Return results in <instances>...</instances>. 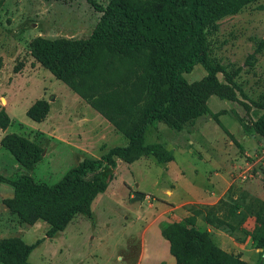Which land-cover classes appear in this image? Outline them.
<instances>
[{
  "label": "trees",
  "instance_id": "trees-1",
  "mask_svg": "<svg viewBox=\"0 0 264 264\" xmlns=\"http://www.w3.org/2000/svg\"><path fill=\"white\" fill-rule=\"evenodd\" d=\"M85 1L101 14L89 38L37 37L30 44V55L107 120L127 144L108 149L99 159H85L53 185L37 183L25 174L14 178L0 175V184L13 191L11 198L3 200L4 206L22 225L45 221L49 225L46 238L62 231L76 215L92 217V203L105 191L117 160L128 164L142 156L161 164L173 160L172 152L161 144H145L149 126L162 122L179 131L203 115L220 126L218 117L226 111L212 113L207 105L211 96L229 102H237L239 96L249 99L226 66L211 59L208 34L217 30L221 19L258 0H109L105 7L96 0ZM196 66L203 68L205 76L188 84L185 76ZM240 104L255 118L248 124L233 111L236 121L245 133L264 140V101ZM48 112L49 103L39 99L26 116L40 123ZM10 124L1 107L0 129L4 131ZM0 144L23 168L42 159V149L23 136L7 134ZM231 188L216 205L189 206V216L162 226L176 264H249L222 250L208 231L197 226L198 217L239 243L245 238H237L236 233L247 236L243 226L254 218L256 227L250 236L260 250L257 264H264V203L247 194L257 204L251 208L229 196ZM41 241L28 245L20 237L1 238L0 264H29V254Z\"/></svg>",
  "mask_w": 264,
  "mask_h": 264
},
{
  "label": "crops",
  "instance_id": "crops-1",
  "mask_svg": "<svg viewBox=\"0 0 264 264\" xmlns=\"http://www.w3.org/2000/svg\"><path fill=\"white\" fill-rule=\"evenodd\" d=\"M212 97L215 96H211L209 100ZM57 101L58 96L47 100L48 115L39 123L40 128L31 131L27 138L42 149V159L34 166L25 168V171L30 170L27 175L35 182L45 185L53 184L36 180L37 175L31 174H34L42 161H46L48 166L51 165L50 175L60 172L61 179L85 159H99L108 149L127 144L125 137L74 92L65 93L60 104H56ZM3 108L9 116L7 106ZM230 109L236 110L242 118L235 106ZM226 115L224 113L220 116ZM236 123L238 127L235 131H227L229 135L208 115L198 117L179 131L162 122L149 126L145 132V144H161L172 152L173 160L162 164V173L166 177V185L162 189L164 196H149L147 212L134 214L115 210L125 198L118 196L119 192L124 188L130 190L131 184L136 181L133 168H140L142 165L150 167L154 165L153 162L156 163L153 157L142 156L130 164L117 160L105 191L92 203L91 218L74 216L52 238L45 237L49 225L41 220L31 226L22 225L18 220H14L13 226L10 221L4 230L9 228L28 238L29 235H34L36 229H43L44 235L39 239L42 241L28 256L29 264H32L33 253L37 255V260H43V264H52V260L45 262L46 258L55 259L54 264H88V260L96 257H109L110 260L115 258L123 264H176L170 254L169 243L162 236V226L179 222L189 216V206L216 205L233 186L232 172L245 171L250 162L247 158L254 155L261 145V137L245 133L240 124L237 121ZM6 130L1 131L3 133ZM4 136L0 138V142ZM147 136L152 138L151 143L146 141ZM18 165L17 163V169ZM0 189V192L5 191V188ZM244 190L264 202V188L257 180L249 181ZM11 197L6 192L0 195V213L7 211L14 216L3 204L4 199ZM132 197L133 193L128 199ZM113 216H119L118 225L112 223ZM253 223L254 218H249L243 229L250 232ZM197 226L208 231L222 250L232 253L231 249L234 248V254L237 255L243 249V243L235 242L223 231L207 225L200 217L197 219ZM40 249L42 251L39 252ZM241 259L247 262L244 256ZM110 260L107 259L106 262L109 263Z\"/></svg>",
  "mask_w": 264,
  "mask_h": 264
},
{
  "label": "rangeland",
  "instance_id": "rangeland-1",
  "mask_svg": "<svg viewBox=\"0 0 264 264\" xmlns=\"http://www.w3.org/2000/svg\"><path fill=\"white\" fill-rule=\"evenodd\" d=\"M96 2L105 7L109 0H96ZM100 16L101 14L95 12L85 0H2L0 6V108L7 106L11 124L5 132L2 133L0 130V138L6 134H17L28 138L31 131L40 128L39 123L33 122L26 116L30 105L39 99L51 100L54 96H58L56 104H60L61 97L65 93H71L66 85L56 80L48 70L31 57L30 44L33 39L37 37L47 40L87 39L95 29ZM261 42H264V0H258L239 13L221 19L217 30L208 34L211 59L226 66L227 71L233 74L234 82L249 98L245 100L239 96L237 102L222 101L216 97L209 100L208 107L212 113L226 111V116L219 117L220 126L225 131H235L238 127L232 113L237 112L230 109L232 106H235L245 122L250 124L255 118L253 112H246L240 102L250 104V100L264 101V44L260 48ZM204 76L203 68L196 66L185 78L188 84H192L200 81ZM218 79L222 81V76L218 75ZM40 93L41 96H39ZM146 141L151 143L150 141L153 140L147 136ZM261 143H264V140ZM15 161L14 157L0 146V174L14 177L20 174L27 175V172H30L19 165L17 169ZM153 164L150 167L142 165L140 168H133L137 177L136 181L131 184L130 190L124 188L119 192L118 196H125V198L123 202H120V207H116L115 210L121 213L125 210L134 214L147 212V199L136 203H131V198L128 199L134 191L147 196H164L162 189L166 185V177L162 173L163 166L157 161ZM50 166L46 161H42L34 174H31L37 175L34 176L36 180L55 184L60 180L61 174L57 172L50 175ZM254 173L258 175L256 174L253 179L234 182L229 192V196L243 203L246 202L251 208H255L257 204L255 200L248 198L244 186L249 181L257 180L264 188V169L255 168ZM0 188H5L0 195L6 192L12 196L13 191L10 186L0 184ZM14 220L17 219L7 211L0 213V239L20 237L27 244H32L43 237V229H36L34 235H29L28 238L16 234L9 228L4 230L10 221L14 226ZM118 221L119 216H113L112 223L118 225ZM255 225L254 222L252 229ZM252 229L247 236L236 233L237 238H245L243 249L237 255L244 256L249 264H257L260 260V250L256 249L251 240ZM235 242L239 243L236 240ZM233 249L231 250L234 254ZM36 256L33 253L31 263L43 264V260H37ZM107 259L110 260L109 257H96L88 260V264H123L115 258L108 263ZM49 260H52L54 264L55 259H44L47 263Z\"/></svg>",
  "mask_w": 264,
  "mask_h": 264
},
{
  "label": "built area",
  "instance_id": "built-area-1",
  "mask_svg": "<svg viewBox=\"0 0 264 264\" xmlns=\"http://www.w3.org/2000/svg\"><path fill=\"white\" fill-rule=\"evenodd\" d=\"M253 157V158H252ZM264 169V143H261L258 151L251 156L250 162L247 164V168L243 172H232L233 182H243L245 180L253 179L256 174L254 173V169ZM142 199L149 200V196L143 195Z\"/></svg>",
  "mask_w": 264,
  "mask_h": 264
},
{
  "label": "water",
  "instance_id": "water-1",
  "mask_svg": "<svg viewBox=\"0 0 264 264\" xmlns=\"http://www.w3.org/2000/svg\"><path fill=\"white\" fill-rule=\"evenodd\" d=\"M107 182H108V180H107ZM142 198H143V194L142 193L134 191L133 192V197L131 199V202L132 203L137 202V201L141 200Z\"/></svg>",
  "mask_w": 264,
  "mask_h": 264
}]
</instances>
